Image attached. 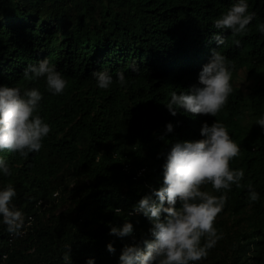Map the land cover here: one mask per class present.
Here are the masks:
<instances>
[{
    "label": "trees",
    "instance_id": "16d2710c",
    "mask_svg": "<svg viewBox=\"0 0 264 264\" xmlns=\"http://www.w3.org/2000/svg\"><path fill=\"white\" fill-rule=\"evenodd\" d=\"M235 2L0 0V85L37 88L43 98L36 114L51 127L39 152L0 151L11 170L0 172V189L13 185L12 204L25 216L19 236H11L0 216V264H87L90 258L120 264L125 245L151 238L148 218L128 213L162 185L164 154L175 142L202 139L203 123L216 120L240 145L231 167L245 175L216 218L223 238L194 264H264V128L256 123L264 116V33L257 28L264 0H247L256 15L247 34L236 37L240 47L231 30L214 27ZM215 34L225 37L224 45ZM214 50L235 65L227 105L216 117L182 109L173 116L166 107L170 93L202 86L199 74ZM44 58L68 81L63 94L49 91L46 77L24 78V69ZM133 61L139 72L131 71ZM96 71L112 76L108 89L97 86ZM120 71L126 87L117 81ZM242 71L252 81L246 88L236 82ZM249 185L257 202L249 200ZM125 222L132 223V236L110 234ZM66 251L70 261L63 259Z\"/></svg>",
    "mask_w": 264,
    "mask_h": 264
},
{
    "label": "clouds",
    "instance_id": "9594fccd",
    "mask_svg": "<svg viewBox=\"0 0 264 264\" xmlns=\"http://www.w3.org/2000/svg\"><path fill=\"white\" fill-rule=\"evenodd\" d=\"M247 0H237L226 13L216 18V29L231 30L233 44L240 47V39L248 32V26L255 17L249 13ZM264 33V23L257 25ZM218 45L225 44V37L215 34ZM136 73L140 67L136 61L129 66ZM235 65L220 51L214 50L212 58L199 74L200 87H193L190 94L176 91L170 93L166 103L169 112L175 116L178 109L192 115L217 114L227 105L233 92L232 69ZM26 80L46 77L49 91L54 95L63 94L68 81L51 64L47 58L37 64H29L23 71ZM97 86L108 89L113 78L106 71L93 72ZM120 86L126 87L128 81L125 73H117ZM42 93L37 88L0 85V151L7 150L26 157L31 152H39L42 141L51 131V127L38 114ZM264 128V116L256 120ZM168 132L173 125H166ZM200 134L203 137L195 141L175 142L165 155L163 163V183L152 188L151 194L144 195L132 212L142 213L151 223V238H145L139 244L125 245L120 254V264H194L207 257L208 251L222 239L215 227L217 216L227 202V192L232 185L241 187L244 178L243 169H233L231 161L240 156V145L232 139L227 126L219 120L209 126L204 122ZM163 139V137H161ZM0 172L11 175L8 161L0 157ZM210 184L221 195H213L202 190ZM16 196L15 188L8 183L0 189V216L10 234L19 236L25 223L24 213L12 204ZM260 196L249 185V200L257 202ZM179 201L180 206L177 207ZM119 209H117V212ZM133 225L125 222L122 227H111L110 234L118 237L132 236ZM203 238V244H202ZM110 252H115L111 243L107 245ZM70 249V245H66ZM63 259L70 261V251ZM87 264H94L89 259Z\"/></svg>",
    "mask_w": 264,
    "mask_h": 264
},
{
    "label": "rangeland",
    "instance_id": "374dc122",
    "mask_svg": "<svg viewBox=\"0 0 264 264\" xmlns=\"http://www.w3.org/2000/svg\"><path fill=\"white\" fill-rule=\"evenodd\" d=\"M245 77H246V76H245L244 72L242 71V72L239 74V76L237 77V80H236V82H239L240 85L243 86L244 88H246V87H247L249 84H251V82H252L250 79H246ZM212 191H213L214 195H218V192H216L215 190H213V189L211 188V189H210V192L212 193Z\"/></svg>",
    "mask_w": 264,
    "mask_h": 264
},
{
    "label": "built area",
    "instance_id": "2783aa9c",
    "mask_svg": "<svg viewBox=\"0 0 264 264\" xmlns=\"http://www.w3.org/2000/svg\"><path fill=\"white\" fill-rule=\"evenodd\" d=\"M32 220H33V215H29L28 219H27V222H26V225L27 226H30L32 225ZM13 234H11L12 236Z\"/></svg>",
    "mask_w": 264,
    "mask_h": 264
}]
</instances>
